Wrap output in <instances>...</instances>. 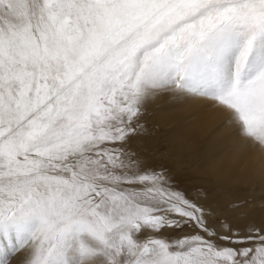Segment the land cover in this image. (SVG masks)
Wrapping results in <instances>:
<instances>
[{
    "label": "snow or ice",
    "instance_id": "obj_1",
    "mask_svg": "<svg viewBox=\"0 0 264 264\" xmlns=\"http://www.w3.org/2000/svg\"><path fill=\"white\" fill-rule=\"evenodd\" d=\"M161 96L264 149V0H0V264H264L255 198L147 162Z\"/></svg>",
    "mask_w": 264,
    "mask_h": 264
},
{
    "label": "bare ground",
    "instance_id": "obj_2",
    "mask_svg": "<svg viewBox=\"0 0 264 264\" xmlns=\"http://www.w3.org/2000/svg\"><path fill=\"white\" fill-rule=\"evenodd\" d=\"M211 110L179 104L161 96L150 101L148 134L139 145L152 167L169 171L189 198L206 190L227 203L255 198V218L264 215V149L238 137L223 139ZM21 254L10 264H18Z\"/></svg>",
    "mask_w": 264,
    "mask_h": 264
}]
</instances>
